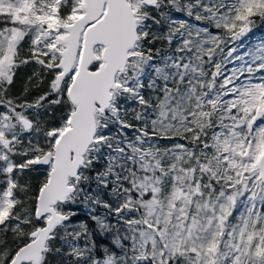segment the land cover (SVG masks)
I'll return each mask as SVG.
<instances>
[{
    "label": "snow or ice",
    "instance_id": "6c2138e0",
    "mask_svg": "<svg viewBox=\"0 0 264 264\" xmlns=\"http://www.w3.org/2000/svg\"><path fill=\"white\" fill-rule=\"evenodd\" d=\"M257 20L264 0H0V264H264Z\"/></svg>",
    "mask_w": 264,
    "mask_h": 264
},
{
    "label": "trees",
    "instance_id": "16d2710c",
    "mask_svg": "<svg viewBox=\"0 0 264 264\" xmlns=\"http://www.w3.org/2000/svg\"><path fill=\"white\" fill-rule=\"evenodd\" d=\"M264 34V22H261L259 20H257L256 22V26L253 28L252 32H250L247 37H245L247 39L244 48H246V46L248 45L249 42H253V41H257L256 37L259 35H263ZM30 73V69H24L21 71L20 76H21V80L26 78V74ZM19 82L17 87L19 88Z\"/></svg>",
    "mask_w": 264,
    "mask_h": 264
},
{
    "label": "rangeland",
    "instance_id": "374dc122",
    "mask_svg": "<svg viewBox=\"0 0 264 264\" xmlns=\"http://www.w3.org/2000/svg\"><path fill=\"white\" fill-rule=\"evenodd\" d=\"M182 18H184V17H182ZM256 40L257 41L249 42L248 45L246 46V48H251L253 45L258 44L261 40H264V34L257 36ZM246 41H247V39L245 37L242 38V42H241V48L242 49L244 48V45H245Z\"/></svg>",
    "mask_w": 264,
    "mask_h": 264
}]
</instances>
